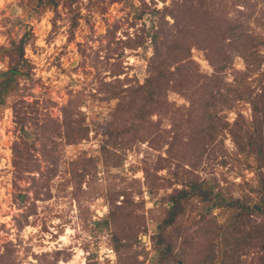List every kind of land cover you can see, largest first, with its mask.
I'll return each instance as SVG.
<instances>
[{
	"label": "rangeland",
	"instance_id": "374dc122",
	"mask_svg": "<svg viewBox=\"0 0 264 264\" xmlns=\"http://www.w3.org/2000/svg\"><path fill=\"white\" fill-rule=\"evenodd\" d=\"M261 121L264 0H0V264H153L189 177L215 195L166 229L177 264H264V213L238 206L260 195ZM114 233L137 239L118 251Z\"/></svg>",
	"mask_w": 264,
	"mask_h": 264
},
{
	"label": "trees",
	"instance_id": "16d2710c",
	"mask_svg": "<svg viewBox=\"0 0 264 264\" xmlns=\"http://www.w3.org/2000/svg\"><path fill=\"white\" fill-rule=\"evenodd\" d=\"M228 26L231 30H234L235 28V25L232 22H229ZM23 56H24V39H20L19 57H18L19 59L17 64H19ZM159 61L161 62L160 64L161 66H165L164 59H159ZM154 91L155 90L152 88L147 93H145V95L144 94L142 95L141 100L138 101L137 104H135L137 107L135 110L136 112L134 113L135 123L134 124L128 123V125L122 123L121 125L122 129H124L125 131L129 129L134 133L138 132V126L143 125V123H145L147 119V115L151 112L153 105H155V103L158 102ZM67 115L70 116V113H68ZM67 118L69 117L67 116ZM65 124L67 126L66 134L68 141H73L74 138L75 139L81 138L86 130L81 125L75 126V122L71 119V117L70 120L69 119L66 120ZM260 125L263 126L264 121H261ZM182 184L183 186L180 189H176V191L168 195L167 200L170 202V206L167 208L165 215L160 218L158 230L154 236L153 245L155 247V260L153 264H177V262L179 261V257L174 251L173 240L168 238V235L165 233L166 229L169 226H172L177 221L178 217H180L184 213L186 202L191 197L199 196L201 200L205 201L212 199L213 195H215V191L213 187L205 185L206 181H199L193 177H189L188 179L183 180ZM259 190H260L259 198L256 201H254L252 204L249 205L245 203L242 205H238L240 207L239 215H241L242 217L247 216L249 218V216L252 213H264V178L260 183ZM216 195L217 196H215V198L217 199V202L219 204H221L222 202L226 203V200L222 195L220 194H216ZM229 204L233 206L237 205L235 200L229 202ZM122 205L123 203L120 205H116L115 201L114 203L112 202L113 207H111V211L109 212L112 218H118V217L120 218V216L124 217L123 215L124 214L126 215V212H124L123 210L127 209L128 206H122ZM258 226H259L258 227L259 231L262 232L261 234H264V225L262 224ZM251 234L248 233L247 235H251ZM124 238L127 239L124 240ZM133 239L134 240L137 239V236L133 235V237H131L130 234L123 235L121 233L120 234L114 233L112 235V245L115 250L121 251L124 248H128L132 246ZM244 240H245L244 238L240 239V237H236L234 244L236 246H240V241L242 243ZM211 252L212 253L210 254L207 253V255L204 257V259L207 260V262L214 261L215 253H213V251ZM236 262L238 261H234V263L233 261H230V264H235Z\"/></svg>",
	"mask_w": 264,
	"mask_h": 264
},
{
	"label": "bare ground",
	"instance_id": "6f19581e",
	"mask_svg": "<svg viewBox=\"0 0 264 264\" xmlns=\"http://www.w3.org/2000/svg\"><path fill=\"white\" fill-rule=\"evenodd\" d=\"M62 238H66L64 235H63V237Z\"/></svg>",
	"mask_w": 264,
	"mask_h": 264
}]
</instances>
